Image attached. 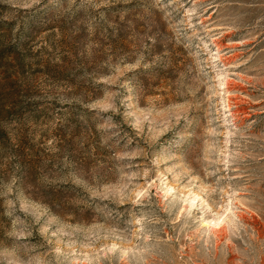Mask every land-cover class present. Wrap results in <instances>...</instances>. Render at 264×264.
I'll return each mask as SVG.
<instances>
[{"label":"rangeland","instance_id":"374dc122","mask_svg":"<svg viewBox=\"0 0 264 264\" xmlns=\"http://www.w3.org/2000/svg\"><path fill=\"white\" fill-rule=\"evenodd\" d=\"M0 264H264V0H0Z\"/></svg>","mask_w":264,"mask_h":264}]
</instances>
